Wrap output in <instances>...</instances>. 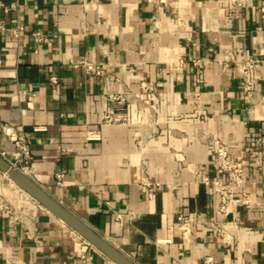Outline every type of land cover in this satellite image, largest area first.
<instances>
[{
	"label": "crops",
	"instance_id": "1",
	"mask_svg": "<svg viewBox=\"0 0 264 264\" xmlns=\"http://www.w3.org/2000/svg\"><path fill=\"white\" fill-rule=\"evenodd\" d=\"M262 8L0 0V124L28 176L137 264H264ZM214 139L244 160L223 214ZM0 264L114 263L0 172Z\"/></svg>",
	"mask_w": 264,
	"mask_h": 264
},
{
	"label": "built area",
	"instance_id": "2",
	"mask_svg": "<svg viewBox=\"0 0 264 264\" xmlns=\"http://www.w3.org/2000/svg\"><path fill=\"white\" fill-rule=\"evenodd\" d=\"M264 11V8H262ZM38 33H35L37 36ZM80 64L84 69L93 74H100V70L90 61L82 60ZM250 67V65H249ZM145 87V83H141ZM104 121H116V115L107 113L104 115ZM0 137L2 140L8 142L11 147L9 149H0V156L8 162L10 166L20 170L28 175L31 166V152L26 141V135L17 132L13 126L8 124H0ZM97 136L88 135V138L95 139ZM260 147L264 151V140L260 141ZM215 150V157L218 161L217 172L222 175L223 179H213L211 185L218 195V210L223 214L227 210V202L232 199L233 187L238 186L243 180L244 174V160H232L228 156V151L224 144L219 139L213 140ZM64 177V170L55 172V183L60 184ZM176 220L182 226H187L191 217L189 213L180 212L176 216ZM207 262H211L212 258L207 257Z\"/></svg>",
	"mask_w": 264,
	"mask_h": 264
},
{
	"label": "water",
	"instance_id": "3",
	"mask_svg": "<svg viewBox=\"0 0 264 264\" xmlns=\"http://www.w3.org/2000/svg\"><path fill=\"white\" fill-rule=\"evenodd\" d=\"M0 172L18 188L28 194L52 216L58 218L85 239L94 248L104 254L114 264H137L106 238L88 226L83 220L66 209L59 201L51 196L42 186L27 174L13 168L0 156Z\"/></svg>",
	"mask_w": 264,
	"mask_h": 264
}]
</instances>
